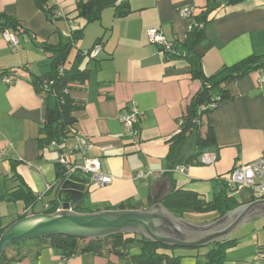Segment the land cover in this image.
<instances>
[{"label":"crops","instance_id":"crops-1","mask_svg":"<svg viewBox=\"0 0 264 264\" xmlns=\"http://www.w3.org/2000/svg\"><path fill=\"white\" fill-rule=\"evenodd\" d=\"M127 1V13L118 15L115 7H106L99 20L88 22L78 15L75 0H47L45 6L51 9L49 12L40 8L36 0H0V12L17 20L22 28L17 48L4 39L0 29V151L5 152L0 157L1 226H10L23 214L45 213L46 204L52 207L59 202L57 163L61 155L72 164H79L87 157L101 159L102 171L112 176L113 181L104 186L91 183L86 187L85 197L88 207L101 211L117 210L113 208L125 201L138 204L136 210H148L159 202L162 205L164 196L172 188L171 178L177 186L212 200L235 167L262 155L264 79L260 81L262 72L255 71L229 83L231 97L203 120L215 131L216 144L211 152L216 155L215 162H187L196 150V146L187 147V139L175 163V167L182 165L185 170L172 168L168 159L169 140L177 132L200 82L192 79L185 58L187 52L177 49L181 57L171 58L170 53L150 40L148 30L161 29L174 43L175 50L185 40L196 21L195 16L205 9L208 0ZM223 1L215 0L214 5L221 6L209 15L210 20L204 27L211 44L203 57L207 75L249 55H264V0H243L230 5ZM183 6L193 8L194 15H181L179 9ZM77 30H83V36L71 47L69 63L78 50L85 52L98 40L102 45L98 57L87 56L82 64L89 69L88 78L72 85L68 91L78 106L74 114L79 120V133L68 136L61 145L55 141L44 145L38 138L46 105L43 93L37 91L33 82L51 71L52 56L44 46L70 42ZM7 75L11 82L4 80ZM133 102L142 112L139 142L131 140L119 119ZM80 138L91 140L93 147L79 149ZM149 170L163 173L147 179L137 178L138 172ZM21 189L32 191L37 197L31 208L23 199L16 198L14 192ZM237 190L234 195L241 202L239 207L264 200L258 191L248 187ZM187 216L199 217L194 221L184 217L194 223L218 219L216 212ZM239 226L225 239H235L236 243L226 249L223 264H264L257 258L264 245V226L260 230L254 224L249 235L233 237ZM206 251L178 247L172 253L180 256L179 264H202ZM66 257L57 248L46 245L38 253L12 264H129L111 252Z\"/></svg>","mask_w":264,"mask_h":264},{"label":"trees","instance_id":"trees-1","mask_svg":"<svg viewBox=\"0 0 264 264\" xmlns=\"http://www.w3.org/2000/svg\"><path fill=\"white\" fill-rule=\"evenodd\" d=\"M241 1L243 0H224L223 2L225 5H230ZM36 2L40 8H44L48 12L51 10L45 6L47 0H36ZM214 2L215 0H208L205 9L195 16L196 21L188 31L185 40L177 44L175 50L166 51L170 53L171 58L181 57V54L177 53V49L187 52L185 58L189 62L192 79L200 82L198 92L191 98L186 108V113L180 119L182 123L179 124L177 132L169 140L171 145L168 159L172 162V168L175 167L179 149L190 135H195L196 150L189 156L187 162L196 160L202 163L201 156L204 153L213 152L216 144L215 131L210 123L205 124L203 120L208 118L209 114L222 101L231 97L227 88L229 83L255 71H264V55H249L231 66L222 67L213 74L207 75L205 73L203 57L211 47V44L207 41L204 27L210 20L209 15L221 6V4L214 5ZM106 7H115L118 15H123L129 11L127 0H122L120 3L119 0L77 1L78 15L86 18L88 22L99 20L102 10ZM0 29L2 32L9 30L17 35L22 30L17 20L5 16L2 12H0ZM82 36L83 30H77L73 32L70 42H65L58 46H44V49L51 53L52 56L51 71L33 82L37 91L43 93L46 105L41 136L38 138L44 145H49L53 141L61 145L68 136L79 133V120L74 114L78 106L68 91L72 85L83 83L88 78L89 69L86 64H82L85 58L90 56V51L95 45L100 43L98 40L91 49L85 52L78 50L74 59L69 63L68 58L71 47ZM173 51H175V54H172ZM50 81L53 83L50 84ZM213 103H215V106H212ZM69 164L74 165L75 163L72 164L70 162ZM68 172L69 167L66 164L57 163L59 182L67 177ZM171 185L172 188L164 196L162 205L177 217L188 218V213L202 214L216 212L217 218H219L241 205L239 199L234 195L237 188L228 186L226 182L218 188L212 200L205 198L198 192L177 186L173 178H171ZM14 194L17 199H23L29 208L37 200V197L29 190H16ZM87 195L88 192L84 198L80 199L73 206L75 211L81 213L94 211L86 205L85 197ZM58 208L59 202L52 207L49 204L45 213L53 214ZM113 209L136 210L139 209V205L133 204L132 201H125ZM96 211L100 210L97 209ZM25 216L26 214H23L19 219ZM7 227L0 225V237ZM234 243H236L235 239L215 240L207 245L186 248L210 246L204 253L205 259L202 261V264H223L226 259V249ZM46 245L57 248L67 257H71L77 253L104 254L111 252L117 254L119 257H123L129 264H179L180 256H175L172 252L181 247L157 242L130 232H115L95 238L58 233L11 243L0 255V264H12L15 260L38 253ZM10 247L15 248V254H8ZM133 249L135 250L133 251Z\"/></svg>","mask_w":264,"mask_h":264},{"label":"water","instance_id":"water-1","mask_svg":"<svg viewBox=\"0 0 264 264\" xmlns=\"http://www.w3.org/2000/svg\"><path fill=\"white\" fill-rule=\"evenodd\" d=\"M91 183L90 176L81 171L69 173L59 186L61 210L53 214L31 213L12 223L0 237V255L13 242L58 233L95 238L130 232L164 244L199 247L215 240H225L233 229L252 215L264 213V200L239 207L216 220L198 223L175 216L160 202L148 210L75 211L73 206L84 198L86 187Z\"/></svg>","mask_w":264,"mask_h":264},{"label":"built area","instance_id":"built-area-1","mask_svg":"<svg viewBox=\"0 0 264 264\" xmlns=\"http://www.w3.org/2000/svg\"><path fill=\"white\" fill-rule=\"evenodd\" d=\"M79 1V0H75ZM179 13L186 17H192L194 15V9L183 6L179 9ZM148 36L153 43L158 44L164 51H170L173 49L174 43L166 38L164 33L159 28H150L148 30ZM3 37L7 40L11 46L17 48L20 44L19 35L16 33L5 30L3 32ZM102 51L101 43L95 45V47L90 51V57L96 58ZM264 79V71L260 76V81ZM4 80L6 82H11L10 77L4 76ZM47 83V82H46ZM53 82L50 81V84ZM215 106V103L212 104ZM142 112L138 108V105L133 102L130 107L120 114V122L124 124L128 130V136L134 142H139L141 139V132L138 127ZM182 123V120H180ZM93 147L91 140L87 138H80L78 148L81 150H88ZM4 151H0V157L4 155ZM216 155L214 153H204L201 156V161L204 164H213L215 162ZM59 163L66 164L69 167V173L74 171H81L90 176L91 182L96 183L100 186L107 185L113 181L112 176L105 174L101 169V159L97 157H87L79 164L70 165L66 159L65 155H61L58 159ZM176 171L183 172L185 170V166H177L175 167ZM163 171H140L137 173V178L139 179H147L148 177H156L161 175ZM225 182L230 187L242 188L248 187L250 189L260 191V197L264 199V151L262 155L253 160L251 162L242 164L241 166L235 167L229 174L228 177L225 178ZM49 189L51 186H48ZM49 204H46V208H48ZM61 210V207L57 209V211ZM1 218V216H0ZM69 258V257H66ZM257 258L260 262H264V245H262L258 251Z\"/></svg>","mask_w":264,"mask_h":264},{"label":"rangeland","instance_id":"rangeland-1","mask_svg":"<svg viewBox=\"0 0 264 264\" xmlns=\"http://www.w3.org/2000/svg\"><path fill=\"white\" fill-rule=\"evenodd\" d=\"M189 144L192 145L193 147H195V135H190L188 137V141L186 143L187 147L189 146ZM235 192H238V190ZM40 206L42 207L41 202H40ZM93 212H95V210ZM181 218H183V217H181ZM188 218L191 219V221H194V220H197L199 217L188 216ZM254 224L258 225V228H261L260 230H262L263 229L262 227L264 226V216H262V214L252 215L250 218H248V221L246 220L245 223L241 224V227L239 226V228L233 232V237H235V236L237 237V236H240L243 234L249 235L252 232V227L254 226ZM262 233L264 234V231H262ZM209 247L210 246H205V247H202L201 249H204V248L208 249ZM14 249H15L14 247H10L8 249V254L12 251L14 253L15 252Z\"/></svg>","mask_w":264,"mask_h":264}]
</instances>
